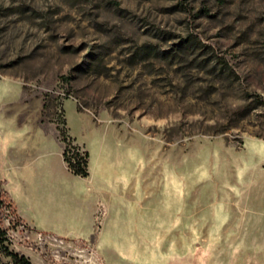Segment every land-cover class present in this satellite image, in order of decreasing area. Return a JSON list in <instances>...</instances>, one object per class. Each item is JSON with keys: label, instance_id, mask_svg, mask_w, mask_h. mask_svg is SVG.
I'll use <instances>...</instances> for the list:
<instances>
[{"label": "rangeland", "instance_id": "374dc122", "mask_svg": "<svg viewBox=\"0 0 264 264\" xmlns=\"http://www.w3.org/2000/svg\"><path fill=\"white\" fill-rule=\"evenodd\" d=\"M60 129L93 174L107 168L96 231L36 233L11 204V250L33 264H264V0H0V145L55 150Z\"/></svg>", "mask_w": 264, "mask_h": 264}, {"label": "crops", "instance_id": "0c3cea01", "mask_svg": "<svg viewBox=\"0 0 264 264\" xmlns=\"http://www.w3.org/2000/svg\"><path fill=\"white\" fill-rule=\"evenodd\" d=\"M52 135L56 149L44 151H36L35 142H29L27 137L24 139L26 135L20 140L2 135L0 153L6 152L4 167L8 173L2 178L1 169L0 179L5 181V189L18 217L32 231L62 238L93 236L98 207L106 203L107 168L103 165L100 173L93 174L92 156L84 144L90 155V175L83 178L73 174L64 161V144L58 135ZM104 144L102 139L96 164L101 160ZM7 149L11 150L8 154ZM52 154L59 161L58 169L53 171L45 162ZM108 171H111L110 166ZM226 225L218 232L213 230V235H223L221 230L224 231ZM238 227H233L232 235H243L242 226L238 224Z\"/></svg>", "mask_w": 264, "mask_h": 264}, {"label": "trees", "instance_id": "16d2710c", "mask_svg": "<svg viewBox=\"0 0 264 264\" xmlns=\"http://www.w3.org/2000/svg\"><path fill=\"white\" fill-rule=\"evenodd\" d=\"M60 136L61 140L65 144L63 157L68 168L73 174L87 178L90 175L89 153L87 151L83 153L77 152V149L79 148L74 145L73 140L67 135L65 129H60ZM72 149H74V152H72ZM11 204H13V202L9 198L5 189V181L0 179V213L9 209ZM14 212H16V209H14ZM5 242L6 232L0 230V251L6 257L10 258V262H0V264H33L29 257L11 250Z\"/></svg>", "mask_w": 264, "mask_h": 264}, {"label": "built area", "instance_id": "2783aa9c", "mask_svg": "<svg viewBox=\"0 0 264 264\" xmlns=\"http://www.w3.org/2000/svg\"><path fill=\"white\" fill-rule=\"evenodd\" d=\"M72 150H73L72 152H74V149H72ZM77 152L83 153L81 151V149H77ZM102 209H103V204H100L99 207H98V214H100L102 212ZM39 237H42V234H40Z\"/></svg>", "mask_w": 264, "mask_h": 264}]
</instances>
